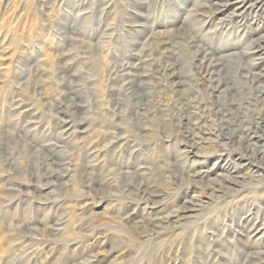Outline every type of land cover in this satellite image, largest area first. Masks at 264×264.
I'll use <instances>...</instances> for the list:
<instances>
[{"label": "rangeland", "instance_id": "obj_1", "mask_svg": "<svg viewBox=\"0 0 264 264\" xmlns=\"http://www.w3.org/2000/svg\"><path fill=\"white\" fill-rule=\"evenodd\" d=\"M254 1L0 0V264H264Z\"/></svg>", "mask_w": 264, "mask_h": 264}, {"label": "bare ground", "instance_id": "obj_2", "mask_svg": "<svg viewBox=\"0 0 264 264\" xmlns=\"http://www.w3.org/2000/svg\"><path fill=\"white\" fill-rule=\"evenodd\" d=\"M219 1H221V0H219ZM246 0H242V2L244 3ZM248 1H253V0H248ZM214 4H216V5H219V6H223V7H226V6H229L230 4H232V3H214ZM258 7L259 8V12L257 13V16H255V21H258V22H261L262 24H263V29H264V0H255L251 5H249V8H251V9H254L255 7ZM205 10V9H204ZM222 13V12H224V10H221V9H217V11H216V13ZM247 16V15H246ZM250 26V25H249ZM255 31H259V28H255L254 29ZM250 31H252V30H250ZM199 39V38H198ZM200 40V39H199ZM198 40V41H199ZM206 43V42H205ZM211 43V42H210ZM233 43V42H232ZM227 44V43H226ZM206 45V44H205ZM212 45V44H211ZM209 46V45H208ZM210 48V47H209ZM216 49H217V47H216ZM205 50V49H204ZM204 50H203V48H202V50L200 49L199 50V53L200 54H202L203 52H204ZM244 53L246 54V55H252V58H253V60H255V61H253V62H251V63H248V64H246V65H239L238 66V70H237V72L238 71H245V74H242L241 76L242 77H244V78H248L250 81H252V82H256V81H258V79H260V77H263L264 78V67L262 68V73H260V77L258 78L257 76H253V75H255V73L253 74V73H251V74H247V73H250V71H248V69H250V67H252V66H257V65H264V32H263V34H260V36H258L257 38H255L252 42H251V44H250V46L248 47V50H246V51H244ZM229 54V53H228ZM232 54V53H231ZM235 54H238V52H236ZM232 55H234V54H232ZM239 55V54H238ZM231 56V55H230ZM233 57V56H232ZM205 58V60H207L206 59V57H204ZM224 58V57H223ZM226 58V57H225ZM234 58V57H233ZM220 59V58H219ZM218 59V60H219ZM222 59V58H221ZM227 59V58H226ZM232 59V58H231ZM252 60V59H251ZM177 61L178 60H176L175 61V63L173 64V66H172V64H169V65H171L172 66V68H173V70H175V66L177 65ZM226 61V60H225ZM223 61H220V62H218L217 63V65L219 66V65H222L223 63H222ZM232 62V61H231ZM222 63V64H221ZM209 64V63H208ZM232 65V64H231ZM215 67H216V65H215ZM169 68V67H168ZM172 70V69H171ZM247 70V71H246ZM175 72V71H174ZM236 71H235V73H237ZM231 73H232V71H231ZM231 73H229V71H228V73H226L225 75H224V77H223V79L221 80V82H222V84H229V82H230V84H231V82L232 81H234L233 80V78H232V74ZM175 75H178V76H180V73L179 72H177V73H174ZM259 75V74H258ZM139 82V81H138ZM180 82V81H179ZM133 84V83H132ZM130 85V84H129ZM133 87V86H132ZM227 88H230L231 90L232 89H238L239 88V86H238V84H233L232 86H229V87H227ZM259 88L260 89H258V92H257V100H262V99H260L261 97H263L264 96V81L263 82H261L260 84H259ZM230 105H234V104H236V102L234 101V100H230L229 102H228ZM187 106V105H186ZM262 114V113H261ZM258 115H260V114H258ZM247 116V115H246ZM263 116V115H262ZM264 117V116H263ZM188 118V117H187ZM186 119V118H185ZM189 119V118H188ZM187 119V120H188ZM257 119V118H256ZM260 120V119H259ZM262 122L260 123V125L258 126V128L257 129H259L260 130V132H262V134H259V135H254L253 137H251L250 136V134L248 133V134H246V135H243V139L241 140V141H243L244 139H245V141H247L248 143L250 142V141H252L254 138H256V137H260L259 138V140H262L263 139V137H264V125H262V124H264V119H262L261 120ZM232 125H233V123H228V128H230V131H231V133L229 134V136H227L228 138H231V139H234V137H236V133H235V131H234V133H233V130L231 129V127H232ZM70 132V131H69ZM253 132H255L256 134L257 133H259V132H257L256 130H254ZM228 133V132H227ZM226 133V134H227ZM190 139V138H189ZM187 143V142H186ZM258 144V142L257 141H254L253 143H251V145H256L257 147L259 146V148H260V152H262V153H264V143L263 144H261V145H257ZM255 148V147H254ZM253 149V148H252ZM257 150V149H256ZM259 150V149H258ZM257 152V151H256ZM256 154V153H255ZM54 157V156H53ZM255 158V157H254ZM241 159V158H240ZM252 163V162H251ZM233 165V167L231 168V166ZM66 166V165H65ZM182 166H183V164H182ZM244 167H245V164H240V163H236V161L234 162V161H231V163L229 164V166L228 167H223V169H225V170H228V171H230V168L231 169H233V171H234V173H236V175H229L228 176V180L230 181V182H232V183H234V184H239L240 183V180H239V178H243V175H238V174H240V173H242V169H244ZM264 169V168H263ZM203 172H205V171H200V172H198V175L199 174H201V173H203ZM232 173V172H231ZM195 175V174H194ZM254 175V174H253ZM195 176H197V175H195ZM138 179V178H137ZM264 179V178H263ZM195 182H197V183H199L198 181H195ZM263 182V181H262ZM158 183V182H157ZM148 184V183H147ZM161 187V186H160ZM210 188V187H209ZM146 189H147V193H148V196H149V199L150 198H154V197H158V196H161V192H160V190H158V188L155 186V185H150V187L148 188V187H146ZM147 195V194H146ZM212 195V194H211ZM154 200V199H153ZM157 202V201H156ZM194 203V202H193ZM158 204V203H157ZM158 206H159V204H158ZM153 207V206H152ZM158 208V207H157ZM154 209V208H153ZM196 209H194V208H192L191 206H182V207H180L176 212H177V214H175V215H172V214H168V215H166V216H164V219L166 220V221H168V220H171V218L172 217H176V219L174 220V221H171V223L173 224L174 222L177 224H179L180 222H183V221H187V223H189L190 221H188L189 220V218H191L192 217V215L190 214V212H192V211H195ZM160 218V217H159ZM163 218V217H162ZM161 218V219H162ZM145 220H146V218H144ZM151 221V220H150ZM185 224V223H184ZM216 241H217V239H216ZM215 241V242H216ZM218 241H219V239H218ZM250 253V252H249ZM253 254H255V253H253ZM252 253H250V254H248V257H249V255H250V257H253L255 260L257 259V254H255V255H253ZM254 260V261H255ZM251 261V260H250ZM253 264H257V263H254V262H252Z\"/></svg>", "mask_w": 264, "mask_h": 264}]
</instances>
